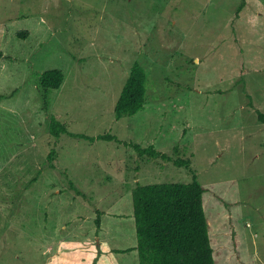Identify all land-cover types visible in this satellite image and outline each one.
I'll return each instance as SVG.
<instances>
[{"label": "rangeland", "instance_id": "1", "mask_svg": "<svg viewBox=\"0 0 264 264\" xmlns=\"http://www.w3.org/2000/svg\"><path fill=\"white\" fill-rule=\"evenodd\" d=\"M136 60L145 108L118 119ZM55 67L65 79L46 105L39 74ZM258 110L264 0H0V264H140L133 188L189 182L192 169L217 264H264ZM53 114L74 133L109 131L172 159L56 137Z\"/></svg>", "mask_w": 264, "mask_h": 264}, {"label": "trees", "instance_id": "2", "mask_svg": "<svg viewBox=\"0 0 264 264\" xmlns=\"http://www.w3.org/2000/svg\"><path fill=\"white\" fill-rule=\"evenodd\" d=\"M243 6L240 5L239 9ZM22 36L25 32L20 31ZM65 79L60 68H50L39 74V85L44 92V102L50 104L51 92L59 89ZM147 69L136 60L122 87L115 104L118 119L133 116L145 108L147 101ZM258 118L264 122V112L258 110ZM50 133L60 137L69 133L94 142L96 139L116 140L133 147L139 155L148 154L171 160L172 157L154 145L145 146L138 141L120 139L109 131L98 135L74 133L66 121L53 114ZM52 149L49 158H55ZM174 162L192 169L191 158L178 156ZM189 182H139L132 190L133 210L136 223L137 245L140 264H217L210 236V223L204 206L207 187L199 180L194 169ZM77 193L82 191L71 180ZM102 211L97 210L96 224L101 227Z\"/></svg>", "mask_w": 264, "mask_h": 264}]
</instances>
